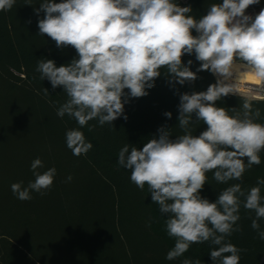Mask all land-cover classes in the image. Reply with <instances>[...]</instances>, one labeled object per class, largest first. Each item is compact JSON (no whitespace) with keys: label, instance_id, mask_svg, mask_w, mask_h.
Returning a JSON list of instances; mask_svg holds the SVG:
<instances>
[{"label":"clouds","instance_id":"9594fccd","mask_svg":"<svg viewBox=\"0 0 264 264\" xmlns=\"http://www.w3.org/2000/svg\"><path fill=\"white\" fill-rule=\"evenodd\" d=\"M259 2L222 0L199 18L190 15L191 6L177 0H41L33 7L38 16L44 13L38 34L51 38L57 48L70 46L77 53L69 63L57 66L43 58L36 67L42 81L48 80L53 89L62 87L67 96L56 115L67 114L79 125L65 134L66 146L75 156L86 155L93 147L81 128L93 120L100 126H113L122 116L126 120L125 103L148 95L162 71L169 83L180 85L194 82L199 71L216 77L206 91L180 95L177 125L183 134L173 139L171 128L161 126L143 147L125 144L118 152L117 163L130 171L131 182L140 190L147 185L152 202L167 216L165 231L175 241L167 260L184 256L193 244L208 242L214 246L209 251L213 264H239L244 249L227 238L241 231L237 223L241 206L255 213L251 228L264 241L260 224L264 178H257V186L247 191L234 183L214 202L201 195L208 172L226 184L242 180L247 170L261 164L264 123L257 122L261 111L248 97H240L245 76L258 82L250 91L264 95V9L255 17L246 14ZM15 3L0 0V11L11 10ZM186 54L200 62L197 72L191 70L192 60L183 62ZM44 92L49 94L47 88ZM229 95L241 98L238 108L217 106ZM164 115L172 117L171 112ZM200 122L206 130L194 135L191 126ZM43 168V161L34 159L30 168L34 180L27 186L22 181L11 185L19 200L51 189L56 169L41 172ZM182 264L201 260L185 258Z\"/></svg>","mask_w":264,"mask_h":264},{"label":"trees","instance_id":"16d2710c","mask_svg":"<svg viewBox=\"0 0 264 264\" xmlns=\"http://www.w3.org/2000/svg\"><path fill=\"white\" fill-rule=\"evenodd\" d=\"M40 2L16 0L11 10L0 11V135L5 137L0 139V264H182L185 258L213 264L209 251L214 246L208 242L193 244L175 260L166 259L175 243L165 231L167 216L152 202L147 185L138 189L130 180V171L117 161L125 144L143 147L161 126L171 128L173 139L183 134L177 125L180 95L206 91L216 77L209 71L197 72L200 62L195 55H184L185 64L193 61L191 70L197 72L194 82L169 83L162 71L148 95L125 103L126 120L122 116L113 126H100L93 120L81 128L93 147L86 155L75 156L66 146L65 134L79 125L67 114L63 118L56 115L67 96L62 87L53 89L48 80L42 81L36 67L43 58L54 60L57 66L69 63L77 53L70 46L57 48L51 38L38 34V20L44 13L38 16L33 7H39ZM177 2L191 6L190 15L199 18L211 4L222 0ZM241 85L245 91L252 89L242 80ZM240 97L229 95L217 106L238 108ZM251 101L261 111L257 122L264 123V101ZM165 112L172 113L171 119ZM191 127L193 134L199 135L207 126L200 122ZM260 155L261 164L247 170L240 181L218 183L213 172H208L201 195L214 202L219 192L234 183H241L245 191L257 186V178H264V152ZM36 158L44 163L41 172L56 169L54 183L46 194L33 192L31 200L21 201L11 185L22 181L27 186L34 180L30 168ZM83 162L88 163L92 177L81 178L77 184L73 177ZM116 176L124 180L117 182ZM260 187L264 196V186ZM254 216L241 206L237 222L241 231L227 238L244 249L239 264H264V241L251 228ZM260 224L264 229V220Z\"/></svg>","mask_w":264,"mask_h":264},{"label":"rangeland","instance_id":"374dc122","mask_svg":"<svg viewBox=\"0 0 264 264\" xmlns=\"http://www.w3.org/2000/svg\"><path fill=\"white\" fill-rule=\"evenodd\" d=\"M185 2L187 1V0H184ZM253 6V8L252 9H254L255 11H257L258 13L260 12V10L261 9H264V0H260V2H259V4H256V5H252ZM246 14H248V15H251V16H254V11H252L251 10V8H249V9H247L246 10ZM246 85V84H245ZM255 86V85H254ZM254 86H251L252 88L254 87ZM251 91H245L244 89H242V85H241V87H240V93H244V94H248V93H250ZM238 96V95H237ZM240 96L241 97H245V95H242V94H240ZM247 97V96H246ZM250 99V98H249ZM250 100H252V99H250ZM38 130H36L35 132H34V135H35V137H37L38 136ZM44 132L47 134V132L44 130ZM6 136V135H5ZM0 139H2V140H4L5 139V137H4V134H1L0 135ZM79 166H81V169H79L78 171H77V174L78 175H76V176H74L73 178H74V180H75V182L78 184L79 182H80V179L82 178V179H85L86 177L89 179L90 177H92V175H91V171H90V167H89V165H88V163H86V162H83L82 164H79ZM102 175V174H101ZM95 177V176H94ZM117 177V176H116ZM97 178V177H96ZM118 178V180H116L117 182L118 181H123L124 179H123V177H117ZM99 180V179H98ZM87 181H89V180H87ZM127 182V181H126ZM87 182H85V181H83V183L82 184H86ZM111 183L113 184V187H114V182L113 181H111ZM127 185H129V184H127ZM126 185V186H127ZM133 185V184H132ZM129 187H132V186H129ZM114 194H115V192H114Z\"/></svg>","mask_w":264,"mask_h":264},{"label":"built area","instance_id":"2783aa9c","mask_svg":"<svg viewBox=\"0 0 264 264\" xmlns=\"http://www.w3.org/2000/svg\"><path fill=\"white\" fill-rule=\"evenodd\" d=\"M249 8H251V10L254 11V16L253 17H255V15L258 14V12L255 11L254 9H252L253 6H249ZM257 86H258V82H257V84L253 88H255ZM240 94L245 95V96H247L248 98H250L252 100L264 101V95H257L255 93H253L252 91L250 93H248V94H244V93H240Z\"/></svg>","mask_w":264,"mask_h":264},{"label":"bare ground","instance_id":"6f19581e","mask_svg":"<svg viewBox=\"0 0 264 264\" xmlns=\"http://www.w3.org/2000/svg\"><path fill=\"white\" fill-rule=\"evenodd\" d=\"M242 82L244 84H246L247 86H254L257 84V80L253 77H249V76H245L243 79H242Z\"/></svg>","mask_w":264,"mask_h":264}]
</instances>
